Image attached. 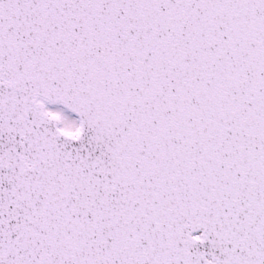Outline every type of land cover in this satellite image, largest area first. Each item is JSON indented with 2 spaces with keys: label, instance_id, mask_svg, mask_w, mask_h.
<instances>
[{
  "label": "snow or ice",
  "instance_id": "1",
  "mask_svg": "<svg viewBox=\"0 0 264 264\" xmlns=\"http://www.w3.org/2000/svg\"><path fill=\"white\" fill-rule=\"evenodd\" d=\"M0 264H264V0H0Z\"/></svg>",
  "mask_w": 264,
  "mask_h": 264
}]
</instances>
